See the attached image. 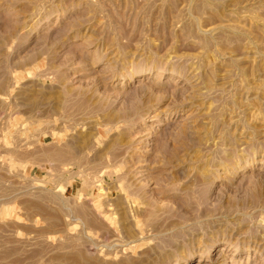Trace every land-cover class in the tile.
<instances>
[{
  "label": "rangeland",
  "instance_id": "1",
  "mask_svg": "<svg viewBox=\"0 0 264 264\" xmlns=\"http://www.w3.org/2000/svg\"><path fill=\"white\" fill-rule=\"evenodd\" d=\"M0 264H264V0H0Z\"/></svg>",
  "mask_w": 264,
  "mask_h": 264
}]
</instances>
